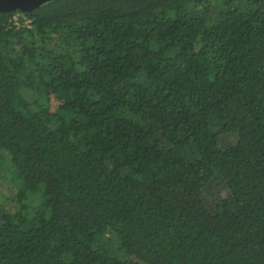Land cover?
I'll return each instance as SVG.
<instances>
[{"label":"trees","instance_id":"1","mask_svg":"<svg viewBox=\"0 0 264 264\" xmlns=\"http://www.w3.org/2000/svg\"><path fill=\"white\" fill-rule=\"evenodd\" d=\"M0 150V264H264V0L0 12Z\"/></svg>","mask_w":264,"mask_h":264},{"label":"rangeland","instance_id":"2","mask_svg":"<svg viewBox=\"0 0 264 264\" xmlns=\"http://www.w3.org/2000/svg\"><path fill=\"white\" fill-rule=\"evenodd\" d=\"M59 102L58 97L51 98V108L56 106ZM207 143V142H206ZM210 146V145H209ZM11 164L10 159H8V155L6 152L0 150V204H4L9 206V208L13 209V205H15L16 198L21 199L25 194L28 193V188L24 187V184L20 181H7L6 175L7 170ZM199 177H206L208 175L209 169L205 166L204 163L199 165ZM13 217L15 219L19 218V215L15 213V210H12Z\"/></svg>","mask_w":264,"mask_h":264},{"label":"water","instance_id":"3","mask_svg":"<svg viewBox=\"0 0 264 264\" xmlns=\"http://www.w3.org/2000/svg\"><path fill=\"white\" fill-rule=\"evenodd\" d=\"M49 0H0V12L2 11H30Z\"/></svg>","mask_w":264,"mask_h":264}]
</instances>
